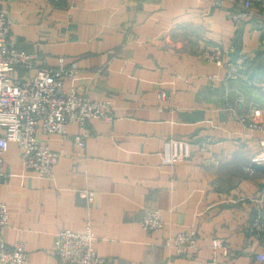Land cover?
Returning <instances> with one entry per match:
<instances>
[{"label": "crops", "instance_id": "1", "mask_svg": "<svg viewBox=\"0 0 264 264\" xmlns=\"http://www.w3.org/2000/svg\"><path fill=\"white\" fill-rule=\"evenodd\" d=\"M0 3L12 20L7 42L34 55L36 67L24 75L57 67L61 57L77 60L80 73L66 88L111 95L115 107L112 121L89 119L85 147L73 138L75 122L65 135L40 134L60 152L52 177L25 168L19 145L9 142L0 184L9 246L24 241L28 264H63L57 232L81 231L91 217L96 250L111 264H264L256 257L264 231L252 227L264 213V161L252 165L264 156V132L239 117L252 104L251 119L264 123V4L235 19L242 8L228 0L224 7L214 0ZM213 44L242 67V78L227 85L225 66L204 59L202 49ZM205 135L216 138L211 151L195 145L192 158L164 162L168 137L197 142ZM87 189L91 202L81 194ZM151 208L161 211L163 229L142 226ZM188 228L199 231L195 258L176 255L170 244ZM216 236L235 251L215 248Z\"/></svg>", "mask_w": 264, "mask_h": 264}, {"label": "built area", "instance_id": "2", "mask_svg": "<svg viewBox=\"0 0 264 264\" xmlns=\"http://www.w3.org/2000/svg\"><path fill=\"white\" fill-rule=\"evenodd\" d=\"M227 0H214L216 7H224ZM239 5L242 10L233 13L235 19L247 17L264 0H228ZM12 29V20L7 9L0 3V184L4 173V152L10 141H15L21 149L22 162L25 168L42 177H52L54 165L60 152L53 149L47 142L41 140L40 134H67V126L71 122L78 124V132L74 140L81 146H86L89 136L87 123L91 118L112 121L115 116L113 98L108 95L94 98L91 93L82 89H67L65 80L74 79L80 73L77 60L67 64L64 57L60 58L57 67L41 66L32 75H24L22 70L30 71L36 67L34 55L23 46L10 45L7 40ZM201 55L209 63L225 66L227 76L225 83L236 78H242L244 72L236 62L225 60L220 45H208ZM256 80V79H255ZM253 83V81H250ZM161 97L165 95L160 92ZM244 103V98L239 97ZM240 119L251 128L264 132V123L254 121L252 109L256 105H247ZM216 144V138L205 135L197 142L182 137H168L162 149L165 163H177L190 159L195 154V145L200 151H211ZM264 145V140L262 141ZM264 161L263 155L252 158V163ZM81 194L89 202L94 199V191L82 190ZM10 213L8 205L0 199V264H28L29 250L24 241H16L9 246L3 232L9 224ZM142 226L151 231L165 227L161 211L157 208L148 209L143 218ZM252 227L264 231V213L252 221ZM96 235L91 217L85 220L84 229L77 231L65 228L57 232L54 240V250L63 264H111V260L98 253L95 247ZM200 236L196 228L178 231L170 238L175 254L185 258H195L200 251ZM214 247H222L224 254L235 251L221 237L213 238ZM257 259L264 261V251L256 253Z\"/></svg>", "mask_w": 264, "mask_h": 264}, {"label": "trees", "instance_id": "3", "mask_svg": "<svg viewBox=\"0 0 264 264\" xmlns=\"http://www.w3.org/2000/svg\"><path fill=\"white\" fill-rule=\"evenodd\" d=\"M252 165L254 166V167H259V166H261V165H258L257 163H252Z\"/></svg>", "mask_w": 264, "mask_h": 264}]
</instances>
